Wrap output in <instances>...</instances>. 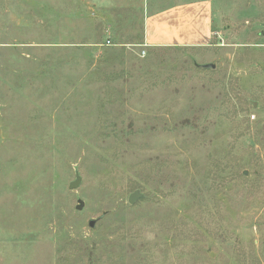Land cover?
<instances>
[{
	"label": "rangeland",
	"instance_id": "rangeland-1",
	"mask_svg": "<svg viewBox=\"0 0 264 264\" xmlns=\"http://www.w3.org/2000/svg\"><path fill=\"white\" fill-rule=\"evenodd\" d=\"M194 1L0 0V264H264V0Z\"/></svg>",
	"mask_w": 264,
	"mask_h": 264
},
{
	"label": "crops",
	"instance_id": "crops-1",
	"mask_svg": "<svg viewBox=\"0 0 264 264\" xmlns=\"http://www.w3.org/2000/svg\"><path fill=\"white\" fill-rule=\"evenodd\" d=\"M195 18L196 23L191 22ZM212 22L210 0L180 3L147 18L145 45L148 47L207 46L213 33ZM196 25L198 28L195 30Z\"/></svg>",
	"mask_w": 264,
	"mask_h": 264
},
{
	"label": "water",
	"instance_id": "water-1",
	"mask_svg": "<svg viewBox=\"0 0 264 264\" xmlns=\"http://www.w3.org/2000/svg\"><path fill=\"white\" fill-rule=\"evenodd\" d=\"M199 66L203 69H215L216 63H205V64H199ZM81 180L80 174L77 172L76 179L70 183V188H76ZM143 194L140 192V190H135L133 193L129 196V202L131 204H134ZM85 205V201L82 199H78L77 209H82ZM99 218H92L88 221V226L91 228H95L97 225ZM210 255L213 257L215 256V253L209 250Z\"/></svg>",
	"mask_w": 264,
	"mask_h": 264
},
{
	"label": "built area",
	"instance_id": "built-area-1",
	"mask_svg": "<svg viewBox=\"0 0 264 264\" xmlns=\"http://www.w3.org/2000/svg\"><path fill=\"white\" fill-rule=\"evenodd\" d=\"M110 44H111V41L108 40V41H107V45H110ZM141 55H142V56H145V55H146V50H145V49H143V50L141 51Z\"/></svg>",
	"mask_w": 264,
	"mask_h": 264
},
{
	"label": "trees",
	"instance_id": "trees-1",
	"mask_svg": "<svg viewBox=\"0 0 264 264\" xmlns=\"http://www.w3.org/2000/svg\"><path fill=\"white\" fill-rule=\"evenodd\" d=\"M210 256H209V254L207 255V258H209Z\"/></svg>",
	"mask_w": 264,
	"mask_h": 264
}]
</instances>
